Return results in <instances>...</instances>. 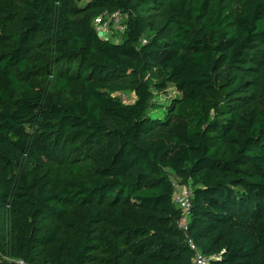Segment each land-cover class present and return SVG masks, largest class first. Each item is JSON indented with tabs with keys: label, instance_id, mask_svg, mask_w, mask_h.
<instances>
[{
	"label": "trees",
	"instance_id": "1",
	"mask_svg": "<svg viewBox=\"0 0 264 264\" xmlns=\"http://www.w3.org/2000/svg\"><path fill=\"white\" fill-rule=\"evenodd\" d=\"M78 2L97 11L70 21L66 13ZM167 5L171 35L134 0H25L20 27L10 20L14 1L0 0V215L18 209L22 228L52 216L39 238L53 244L50 264H103L97 245L110 255L106 264H193L189 237L211 264H264V113L257 100L244 110L210 95L221 65L256 68L264 0H240L239 13L230 0ZM105 10L126 14L121 42L93 28ZM47 29L64 45L54 81L67 87L77 62L78 94H49L25 80ZM168 88L180 93L171 105L155 99ZM128 89L133 102L111 95ZM29 162L34 167L20 172ZM173 177L193 186L187 228ZM55 200L90 204L91 213L65 219ZM120 233L127 236L121 247ZM26 245L11 256L42 253Z\"/></svg>",
	"mask_w": 264,
	"mask_h": 264
},
{
	"label": "rangeland",
	"instance_id": "2",
	"mask_svg": "<svg viewBox=\"0 0 264 264\" xmlns=\"http://www.w3.org/2000/svg\"><path fill=\"white\" fill-rule=\"evenodd\" d=\"M16 13L11 16L10 20L18 27L21 26L25 14V0H13ZM137 3L139 11L145 16L151 18L163 32L173 34L175 31L174 16L172 10L167 5V0H134ZM236 13L240 12V0H230ZM79 10L75 13L67 11L66 17L70 21L87 20L89 16L97 11L96 8L89 7L86 2H78ZM127 20V16L123 17ZM149 34H152L149 31ZM60 35V34H59ZM59 35L53 34L51 29H47L40 33L38 44L39 60L32 59L28 64L29 73L25 78L26 81L35 87L45 89L49 94H78L84 89V80L78 73V63L72 65L69 73V84L65 88H59L54 81L53 75L56 73L54 59L58 58L64 45L59 40ZM117 35L113 42H120L122 38ZM243 84H237L238 81ZM155 99L161 101L165 105H171L179 99L180 93L175 88H168L166 91H154ZM112 97L121 100L124 103H130L135 100V93L128 89L125 91L112 92ZM210 95L220 103L229 100L233 105L246 109L252 100H257L262 112L264 113V43L260 46V58L256 68L252 72L242 71L232 68L228 65H221L215 72L214 80L211 86ZM165 111H160L157 116H165ZM35 162H29L20 172H26L34 167ZM55 208L64 211V218L71 220H82L89 217L91 213V205L84 204L80 201H60L50 202ZM128 212L137 213L139 210L130 204H126ZM111 209L110 207H107ZM19 210L16 208L6 210L0 215V235H5L0 239V264H50L51 257L54 253L53 244L39 240L42 232L54 218L42 222H36L27 228H22L17 224ZM71 229V228H69ZM76 232V231H75ZM120 241L119 246L125 245L126 234L120 233L116 236ZM134 239L132 236L128 240ZM29 240L32 251L42 250L40 255H34L31 259L17 258L11 256V252L15 249H23L27 251L26 241ZM94 255L106 264L110 255L105 247L97 245Z\"/></svg>",
	"mask_w": 264,
	"mask_h": 264
},
{
	"label": "built area",
	"instance_id": "3",
	"mask_svg": "<svg viewBox=\"0 0 264 264\" xmlns=\"http://www.w3.org/2000/svg\"><path fill=\"white\" fill-rule=\"evenodd\" d=\"M125 15L126 14L122 11L111 12L109 10H105L93 19V28L104 40L114 41V38L117 35L120 36V39H123V35L127 30V20H123ZM173 184L175 188L173 200L177 207L181 210L180 224L182 227L187 228L190 221L192 199L194 195L193 186L191 184L182 183L176 177H173ZM188 245L194 252L193 264H211V257L203 253L193 238H188Z\"/></svg>",
	"mask_w": 264,
	"mask_h": 264
}]
</instances>
